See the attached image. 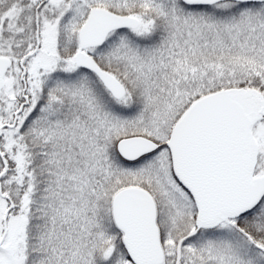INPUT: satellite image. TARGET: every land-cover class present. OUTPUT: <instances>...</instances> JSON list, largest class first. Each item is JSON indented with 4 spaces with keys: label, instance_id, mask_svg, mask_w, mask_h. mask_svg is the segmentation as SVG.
<instances>
[{
    "label": "snow or ice",
    "instance_id": "6c2138e0",
    "mask_svg": "<svg viewBox=\"0 0 264 264\" xmlns=\"http://www.w3.org/2000/svg\"><path fill=\"white\" fill-rule=\"evenodd\" d=\"M0 264H264V0H0Z\"/></svg>",
    "mask_w": 264,
    "mask_h": 264
}]
</instances>
